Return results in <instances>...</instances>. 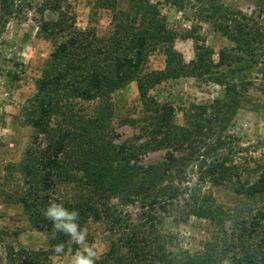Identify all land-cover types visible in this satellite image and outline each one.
<instances>
[{"label":"trees","instance_id":"1","mask_svg":"<svg viewBox=\"0 0 264 264\" xmlns=\"http://www.w3.org/2000/svg\"><path fill=\"white\" fill-rule=\"evenodd\" d=\"M93 8L109 14L102 34L93 27L78 29L58 0L49 5L57 19L40 25L52 51L22 110L33 135L20 164L25 190L19 202L33 227L46 235L47 250L9 248L3 264H47L50 256L77 249L65 234L53 238L52 222L44 217L50 201L77 210L88 235L92 226L100 227L107 248L96 264H264V153L247 174L231 153L216 154L224 144L218 134L235 114L240 96L229 72L239 71L233 69L237 63L247 69L257 64L264 32L245 15L225 23L218 21L215 8L212 13L201 9V21L233 45L219 50L215 60L195 28L178 31L167 23L165 8L187 19L186 0H94ZM9 15L10 0H0V24ZM178 38L193 41L189 62L174 47ZM155 53L164 57L162 70L147 68ZM180 78L217 85L222 96L210 105H190L183 125H176L172 107L159 105L150 92ZM131 83L144 114L134 144L119 142L111 128L112 96ZM161 149L168 150L162 161L139 163L145 153ZM192 164L199 165L201 180L228 189L235 200L224 206L210 191L190 189L179 209L182 222L204 220L213 233L198 250L182 251L172 248V235L132 223L122 206L177 201L181 179ZM59 244L65 250L56 254Z\"/></svg>","mask_w":264,"mask_h":264},{"label":"rangeland","instance_id":"2","mask_svg":"<svg viewBox=\"0 0 264 264\" xmlns=\"http://www.w3.org/2000/svg\"><path fill=\"white\" fill-rule=\"evenodd\" d=\"M52 1L10 0V15L0 24V264L4 263L9 248L29 252L47 250L46 235L30 223L19 198L25 190L20 164L33 135L22 110L35 94L36 81L52 51L50 42L40 34L43 22L57 19L58 13L49 10ZM58 1L61 2L62 10L73 15L78 29L93 27L98 34L108 30L109 14L103 10L94 12V0ZM213 8L222 17L217 18L218 21L226 23L234 15H245L251 19V25L264 32V0H186L187 19L173 8H165L162 12L173 29L181 31L195 28L200 43L213 50L216 60L219 50L229 49L233 45L210 25L202 22L197 14L201 9L212 13ZM174 47L185 62L193 59L191 39L178 38ZM257 59V64L249 69L244 67L246 65L243 62L233 66L239 71L229 72L240 96L235 114L227 122L224 132L218 134L224 144L216 152L218 155L231 153L233 163L245 174L249 169H255L257 159L264 153V51ZM163 67L164 57L161 54L155 53L149 57V70H162ZM221 91L220 87L212 83L180 78L160 83L150 95L159 105L172 107L173 123L183 125V114L190 105H210L222 96ZM112 102L111 128L118 135V141L137 143L142 125L138 121L143 119L144 114L136 84L131 83L115 93ZM167 152L165 149L149 151L141 156L139 163L147 165L160 162ZM200 172L198 164L186 168L185 179H181L179 184L183 193L170 205L150 207L147 202L133 201L122 206L123 212L132 223L152 225L158 231L172 235V248L198 250L212 235L213 228L206 221L195 218L182 222L179 209L189 190L210 191L217 203L224 206L232 205L235 200L228 189L212 187L201 180ZM62 193L67 194L65 190ZM112 202L116 203L115 200ZM90 230L93 233L87 235L86 245L93 247L99 257L107 245L99 226L94 225ZM86 245H78L71 254ZM71 254L50 256L47 264H70Z\"/></svg>","mask_w":264,"mask_h":264},{"label":"clouds","instance_id":"3","mask_svg":"<svg viewBox=\"0 0 264 264\" xmlns=\"http://www.w3.org/2000/svg\"><path fill=\"white\" fill-rule=\"evenodd\" d=\"M44 217L52 222L53 238L56 233H62L75 244L86 245L88 231L78 223L80 215L77 210L70 211L63 203L50 201ZM64 250L63 244L56 245L54 248L56 254L63 253ZM68 252L71 254L72 249L69 248ZM96 257L97 253L94 248L86 245L82 250L78 249L74 254H71L70 264H96Z\"/></svg>","mask_w":264,"mask_h":264}]
</instances>
